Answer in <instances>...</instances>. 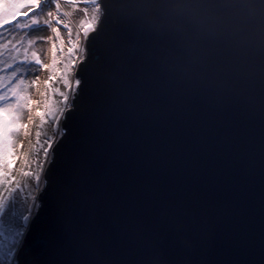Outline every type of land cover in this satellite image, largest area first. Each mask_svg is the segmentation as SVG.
<instances>
[{"label": "water", "instance_id": "95a60500", "mask_svg": "<svg viewBox=\"0 0 264 264\" xmlns=\"http://www.w3.org/2000/svg\"><path fill=\"white\" fill-rule=\"evenodd\" d=\"M17 264H264V0H100Z\"/></svg>", "mask_w": 264, "mask_h": 264}, {"label": "rangeland", "instance_id": "374dc122", "mask_svg": "<svg viewBox=\"0 0 264 264\" xmlns=\"http://www.w3.org/2000/svg\"><path fill=\"white\" fill-rule=\"evenodd\" d=\"M100 0H0V264L37 213Z\"/></svg>", "mask_w": 264, "mask_h": 264}]
</instances>
